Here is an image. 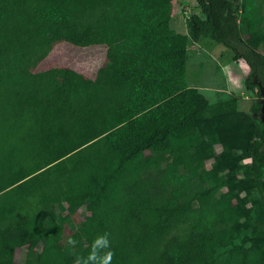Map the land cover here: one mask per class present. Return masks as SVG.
Wrapping results in <instances>:
<instances>
[{
  "label": "trees",
  "instance_id": "obj_1",
  "mask_svg": "<svg viewBox=\"0 0 264 264\" xmlns=\"http://www.w3.org/2000/svg\"><path fill=\"white\" fill-rule=\"evenodd\" d=\"M172 2L0 0V264H264V0H196L185 35ZM201 38L246 98L188 87ZM59 43L106 48L93 79L36 71Z\"/></svg>",
  "mask_w": 264,
  "mask_h": 264
},
{
  "label": "rangeland",
  "instance_id": "obj_2",
  "mask_svg": "<svg viewBox=\"0 0 264 264\" xmlns=\"http://www.w3.org/2000/svg\"><path fill=\"white\" fill-rule=\"evenodd\" d=\"M172 3L171 26L178 34L185 35L187 21L193 15L199 14L196 0H173ZM188 44L186 61L188 87L198 89L210 104L228 100L232 96L246 98L244 81L250 69L245 61L234 60V54L230 50L205 38L196 43L189 41ZM105 57L104 46L78 48L67 43H59L36 71L67 67L93 79ZM198 157H201V153H198ZM239 212L246 213L248 209L244 208ZM21 257L22 255L18 253L17 258L22 260Z\"/></svg>",
  "mask_w": 264,
  "mask_h": 264
},
{
  "label": "water",
  "instance_id": "obj_3",
  "mask_svg": "<svg viewBox=\"0 0 264 264\" xmlns=\"http://www.w3.org/2000/svg\"><path fill=\"white\" fill-rule=\"evenodd\" d=\"M261 94H262V104H263L262 110H263V108H264V92H263L262 88H261ZM263 121H264V119H263Z\"/></svg>",
  "mask_w": 264,
  "mask_h": 264
},
{
  "label": "flooded vegetation",
  "instance_id": "obj_4",
  "mask_svg": "<svg viewBox=\"0 0 264 264\" xmlns=\"http://www.w3.org/2000/svg\"><path fill=\"white\" fill-rule=\"evenodd\" d=\"M263 92H264V89H263ZM261 114H262V116H264V108H263V110L261 109ZM263 119H264V117H263Z\"/></svg>",
  "mask_w": 264,
  "mask_h": 264
},
{
  "label": "crops",
  "instance_id": "obj_5",
  "mask_svg": "<svg viewBox=\"0 0 264 264\" xmlns=\"http://www.w3.org/2000/svg\"><path fill=\"white\" fill-rule=\"evenodd\" d=\"M188 57V56H187ZM187 61V60H186Z\"/></svg>",
  "mask_w": 264,
  "mask_h": 264
}]
</instances>
